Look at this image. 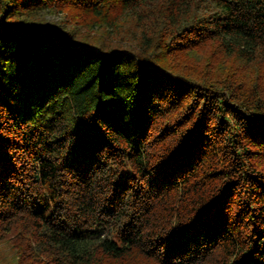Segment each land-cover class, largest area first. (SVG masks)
Here are the masks:
<instances>
[{"label": "trees", "instance_id": "trees-1", "mask_svg": "<svg viewBox=\"0 0 264 264\" xmlns=\"http://www.w3.org/2000/svg\"><path fill=\"white\" fill-rule=\"evenodd\" d=\"M0 240L264 264V0H0Z\"/></svg>", "mask_w": 264, "mask_h": 264}, {"label": "rangeland", "instance_id": "rangeland-1", "mask_svg": "<svg viewBox=\"0 0 264 264\" xmlns=\"http://www.w3.org/2000/svg\"><path fill=\"white\" fill-rule=\"evenodd\" d=\"M48 18H57L55 14H47ZM16 253L7 240H0V264H16Z\"/></svg>", "mask_w": 264, "mask_h": 264}]
</instances>
